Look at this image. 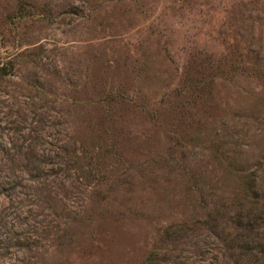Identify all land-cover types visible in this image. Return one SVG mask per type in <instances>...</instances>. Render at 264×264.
<instances>
[{"label": "rangeland", "instance_id": "1", "mask_svg": "<svg viewBox=\"0 0 264 264\" xmlns=\"http://www.w3.org/2000/svg\"><path fill=\"white\" fill-rule=\"evenodd\" d=\"M0 264H264V0H0Z\"/></svg>", "mask_w": 264, "mask_h": 264}]
</instances>
